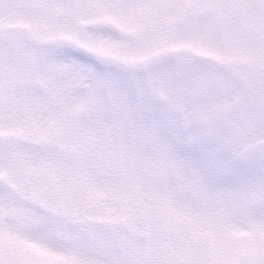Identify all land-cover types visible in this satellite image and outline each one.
<instances>
[{
    "label": "snow or ice",
    "instance_id": "obj_1",
    "mask_svg": "<svg viewBox=\"0 0 264 264\" xmlns=\"http://www.w3.org/2000/svg\"><path fill=\"white\" fill-rule=\"evenodd\" d=\"M171 7L178 15L223 16L247 6L217 0ZM255 9L264 23V0ZM0 10V207L24 210L37 235L71 242L95 264H184L136 252L154 212L174 203L160 188L174 173L218 201L234 189L264 217V152L230 154L166 114L135 105L127 88L142 72L124 71L66 35L75 28L64 22L75 17L72 0H0ZM157 10L142 5L137 14L147 21ZM105 79L110 100L96 88ZM247 176L256 179L247 183ZM200 223L213 228L207 218ZM256 234L259 250L239 264H264V223ZM8 236L15 239L11 230ZM0 264L30 262L0 249Z\"/></svg>",
    "mask_w": 264,
    "mask_h": 264
},
{
    "label": "rangeland",
    "instance_id": "obj_2",
    "mask_svg": "<svg viewBox=\"0 0 264 264\" xmlns=\"http://www.w3.org/2000/svg\"><path fill=\"white\" fill-rule=\"evenodd\" d=\"M216 2L72 0L75 17L64 22L75 28L66 35L124 71L142 72L127 88L135 105L166 114L230 154L255 157L264 152V23L255 9L258 0H222L247 6L223 16L215 11L178 15L171 7ZM142 5L158 7L150 20L137 14ZM96 88L111 99L109 80ZM125 107L131 110L134 104ZM245 179L253 183L256 178ZM160 188L173 193L174 203L154 212L149 230L140 236L138 255L184 264H239L259 250L254 227L264 217L255 214L253 202L240 201L236 190L224 189L226 199L218 201L214 192L193 191L180 173L162 177ZM201 218L211 221L212 230L201 226ZM36 226L24 210L0 207V249L30 264H95L79 246L37 235ZM10 230L15 239H9Z\"/></svg>",
    "mask_w": 264,
    "mask_h": 264
}]
</instances>
